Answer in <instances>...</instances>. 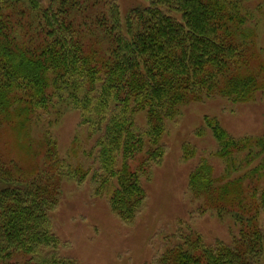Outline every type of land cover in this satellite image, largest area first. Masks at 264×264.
Returning a JSON list of instances; mask_svg holds the SVG:
<instances>
[{
    "label": "trees",
    "instance_id": "16d2710c",
    "mask_svg": "<svg viewBox=\"0 0 264 264\" xmlns=\"http://www.w3.org/2000/svg\"><path fill=\"white\" fill-rule=\"evenodd\" d=\"M147 1L123 14L116 0H0V136L9 128L28 159L0 147V264H76L52 228L66 177L90 176L130 221L147 197L141 174L162 160L167 122L182 106L264 91L252 0ZM64 107L97 135L96 167L60 156L50 127ZM205 126L226 166L216 176L202 160L189 186L238 233L214 243L190 233L159 264H264V135L236 138L211 117Z\"/></svg>",
    "mask_w": 264,
    "mask_h": 264
},
{
    "label": "rangeland",
    "instance_id": "374dc122",
    "mask_svg": "<svg viewBox=\"0 0 264 264\" xmlns=\"http://www.w3.org/2000/svg\"><path fill=\"white\" fill-rule=\"evenodd\" d=\"M116 1L123 14L148 3L147 0ZM248 8L250 26L264 54V0H252ZM62 111L50 127L60 156L74 164L96 167L88 155L97 135L81 123L77 109L64 107ZM51 115H44L41 127L55 117ZM206 117L216 118L236 138L262 136L264 91H258L249 101L216 95L182 106L180 114L167 122L162 136L165 145L162 160L141 174L147 197L130 221L123 220L113 209L110 191L102 194L96 191L97 183L90 176L81 182L66 177L59 204L52 212L53 231L64 243L62 254L72 257L76 264H159L162 254L190 233L201 235L208 243L230 242L238 233L235 220L229 214H219L215 208L206 207L204 197L196 196L189 186L191 173L202 160L209 162L216 176L222 175L226 166L224 159L217 155L216 139L205 126ZM138 123L144 126V116H139ZM8 129L0 136L1 150L27 162ZM138 157L130 160L132 169L136 168ZM253 163L244 164L243 169H249ZM243 172L236 170L232 177Z\"/></svg>",
    "mask_w": 264,
    "mask_h": 264
}]
</instances>
